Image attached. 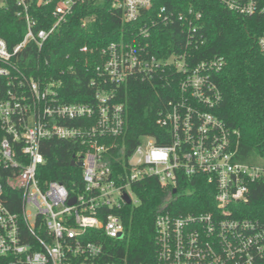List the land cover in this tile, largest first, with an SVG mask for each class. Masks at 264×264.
<instances>
[{"label": "built area", "instance_id": "obj_1", "mask_svg": "<svg viewBox=\"0 0 264 264\" xmlns=\"http://www.w3.org/2000/svg\"><path fill=\"white\" fill-rule=\"evenodd\" d=\"M13 1L26 30L12 48L0 37V264H264V222L242 210L253 185L264 183V157L236 159L235 131L211 111L221 98L214 75L224 58L189 63L184 50L165 58L152 54L148 42L134 41L137 34L148 38L157 23H173L187 45L197 48L205 42L201 14L157 0H36L53 4L52 23L38 28L29 2ZM218 1L237 15H259L264 23V0ZM86 3H107L126 22H145L132 41L122 36L101 48L93 100L66 102L60 80L36 77L19 60L30 45L41 49L73 8ZM258 45L264 54V26ZM171 67L180 76L178 96L159 108L157 135H141L129 150L127 85ZM55 139L73 142V159L82 161L81 175L70 186L44 177L42 148ZM144 176L158 178L169 202L182 180L197 178L211 188L213 199L206 211L175 212L169 202L158 209L153 255L130 261L118 250L125 235L121 214L125 205L138 203L131 185Z\"/></svg>", "mask_w": 264, "mask_h": 264}, {"label": "trees", "instance_id": "obj_2", "mask_svg": "<svg viewBox=\"0 0 264 264\" xmlns=\"http://www.w3.org/2000/svg\"><path fill=\"white\" fill-rule=\"evenodd\" d=\"M29 2V12L37 20L38 28H47L53 21V4L37 5ZM167 5L178 11L192 7L201 14L200 32L205 38L197 48L187 45V39L178 34L176 24L157 23L148 38L138 36L145 17L126 22L120 9H112L107 3L80 4L51 34L41 49L30 45L23 52L19 65L36 77H52L61 81L60 95L66 102H91L98 81L96 67L104 60L101 48L122 36L126 40L149 43L148 50L156 56L168 57L172 53L186 51L189 63L213 56L224 58L223 67L214 75L221 98L211 111L236 133L239 141L236 159L257 160L264 157V54L258 39L264 26L259 15L246 17L226 9L218 0H157V5ZM20 7L13 0L0 5V37L12 48L21 41L26 22L17 12ZM93 18V19H92ZM87 20L82 25L83 20ZM86 46L87 50L81 48ZM173 67L148 80H132L125 89L128 109L126 144L131 150L144 134L157 135L160 131L155 120L159 108L175 99L177 81ZM121 101L120 87L117 91ZM47 160L44 177L71 185L81 175L79 166L71 161L77 153L73 142L50 140L42 148ZM112 150L110 158L117 156ZM114 163V162H113ZM203 178L182 180L170 202L168 189L158 178L144 176L131 185L138 199L136 205L127 204L122 210L125 235L118 241V250L130 261L150 258L154 251V219L157 210L169 202L175 212H200L209 209L213 196L211 188L200 182ZM249 200L243 205L245 216L264 222V183L251 188Z\"/></svg>", "mask_w": 264, "mask_h": 264}, {"label": "water", "instance_id": "obj_3", "mask_svg": "<svg viewBox=\"0 0 264 264\" xmlns=\"http://www.w3.org/2000/svg\"><path fill=\"white\" fill-rule=\"evenodd\" d=\"M71 165L72 166H82V161L80 160V161H75L74 159H72V161H71ZM176 191V189L174 188V190H173V193ZM124 199L126 200V202L127 203H131V199H130V197L129 196H127V194H125L124 195ZM74 200H75V198H71L70 199V202H74Z\"/></svg>", "mask_w": 264, "mask_h": 264}, {"label": "rangeland", "instance_id": "obj_4", "mask_svg": "<svg viewBox=\"0 0 264 264\" xmlns=\"http://www.w3.org/2000/svg\"><path fill=\"white\" fill-rule=\"evenodd\" d=\"M131 196H132L133 200L135 201V200H136V199H135V196H133V194H131Z\"/></svg>", "mask_w": 264, "mask_h": 264}]
</instances>
